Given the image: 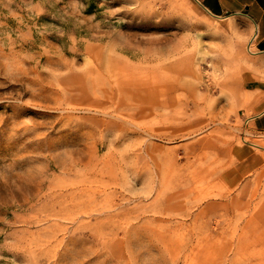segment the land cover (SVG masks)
Segmentation results:
<instances>
[{
  "label": "rangeland",
  "instance_id": "obj_1",
  "mask_svg": "<svg viewBox=\"0 0 264 264\" xmlns=\"http://www.w3.org/2000/svg\"><path fill=\"white\" fill-rule=\"evenodd\" d=\"M251 37L195 0H0V264H264V161L224 177L264 156Z\"/></svg>",
  "mask_w": 264,
  "mask_h": 264
},
{
  "label": "crops",
  "instance_id": "obj_2",
  "mask_svg": "<svg viewBox=\"0 0 264 264\" xmlns=\"http://www.w3.org/2000/svg\"><path fill=\"white\" fill-rule=\"evenodd\" d=\"M214 17H237L246 19L252 26L249 41L258 71L249 72L243 80L240 105L249 129L264 137V0H195ZM253 145V144H252ZM256 148L264 147L254 144ZM264 161V156L254 151L237 160L224 175L230 185H236Z\"/></svg>",
  "mask_w": 264,
  "mask_h": 264
},
{
  "label": "bare ground",
  "instance_id": "obj_3",
  "mask_svg": "<svg viewBox=\"0 0 264 264\" xmlns=\"http://www.w3.org/2000/svg\"><path fill=\"white\" fill-rule=\"evenodd\" d=\"M250 44H251V43H250ZM250 44L248 43V45H247V51H248V53L253 54L254 52H251ZM253 145H254V144H253ZM255 145H256V144H255Z\"/></svg>",
  "mask_w": 264,
  "mask_h": 264
}]
</instances>
